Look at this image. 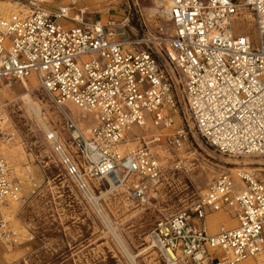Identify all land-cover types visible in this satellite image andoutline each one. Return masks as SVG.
<instances>
[{
    "label": "built area",
    "instance_id": "built-area-1",
    "mask_svg": "<svg viewBox=\"0 0 264 264\" xmlns=\"http://www.w3.org/2000/svg\"><path fill=\"white\" fill-rule=\"evenodd\" d=\"M160 1L167 5L170 25L160 50L164 63L137 48L139 42L117 38L128 24V11L124 19L102 22L90 16L98 12L90 11L86 0H63L0 18V90L33 76L62 110L68 140L54 130L58 143L52 145L46 134L45 139L83 193L97 189L89 181L109 186L112 178L145 203L164 171L154 147L180 149L188 140L186 126L221 154L264 158V0ZM243 9L252 15L255 40L248 31L233 32L232 21L242 18ZM67 104L92 122L74 119ZM180 107L186 126H175ZM7 123L0 115V142L15 139ZM232 169L210 181L188 210L156 222L150 233L165 264H219L220 258L236 264L264 257V171ZM23 181L35 193L29 166ZM22 193L21 181L0 154L3 244L17 242L5 207L20 201ZM219 211L232 214L236 224L211 234L205 216Z\"/></svg>",
    "mask_w": 264,
    "mask_h": 264
},
{
    "label": "rangeland",
    "instance_id": "rangeland-1",
    "mask_svg": "<svg viewBox=\"0 0 264 264\" xmlns=\"http://www.w3.org/2000/svg\"><path fill=\"white\" fill-rule=\"evenodd\" d=\"M62 1L0 0V5H25L29 10L35 6L55 7ZM88 2L89 0H86L87 4ZM121 2L123 5H117V10L111 9L90 16L97 19L103 17V22L111 17L119 21L125 18L128 11L129 21L125 30H120L119 34H124L120 40L139 42L137 48L148 49L160 63H164L160 50L167 45L170 25L158 13L153 15L150 12L151 8L160 7V0ZM124 7L127 10L123 12ZM232 27L235 34L245 30L252 40L257 38L255 26L248 24L245 18L233 20ZM5 90L0 91V106L5 109L3 115L10 120L25 142L23 147L26 154H23L24 159L20 160L21 170L24 172V167L29 166L38 184L35 193H31L22 175L18 177L23 186V193L18 212L14 215L16 225L13 226L20 233L22 244L15 249L17 252L5 256L6 264H130L114 239L107 233L85 194L79 191L74 180L67 176L59 156L46 141L45 132L35 117L27 111L23 96L28 94L32 100L43 106L46 122L66 141L68 138L65 136L62 110L52 103L35 80L30 92L25 90L19 80L12 81L11 86ZM66 111L74 119L81 120L83 125L92 122L90 116L81 119L80 114L72 110L68 104ZM183 114L180 107L175 126H186ZM189 126L191 127V123ZM135 130L138 131L137 128ZM186 130H190L188 140L180 149H167L162 143L154 147L164 171L161 183L150 191L145 203L140 204L132 199L130 189L129 194L123 189H117L107 198L101 199L100 203L108 211L117 232L134 254L150 245L148 235L159 219L178 211L188 210L199 199L210 181L225 171L242 166L244 158L264 160L260 156L235 158L221 154L209 146L192 128L186 126ZM16 157L18 158V155ZM4 158L8 162L11 174L16 176L12 173L11 161ZM235 159L241 161L240 165L230 164V161ZM257 166L245 167L258 168ZM96 183L98 182L95 180L89 181L90 185L96 186L97 189L93 187L91 189L97 195L108 188L105 182H100L99 188ZM221 214L222 220L216 224L212 223L217 230L220 226L231 228L236 224L232 214L228 212ZM207 216L208 214L205 216V223ZM29 236L33 238L27 240ZM136 263L165 264V261L161 251L155 247L138 255Z\"/></svg>",
    "mask_w": 264,
    "mask_h": 264
},
{
    "label": "bare ground",
    "instance_id": "bare-ground-1",
    "mask_svg": "<svg viewBox=\"0 0 264 264\" xmlns=\"http://www.w3.org/2000/svg\"><path fill=\"white\" fill-rule=\"evenodd\" d=\"M119 4V1H108V0H89L88 5L90 6V9L92 12H108L111 9H116V6ZM160 7H154L150 9V12L154 15L156 13H158L161 17L165 18V20L167 19V15H166V9H167V5L164 2L160 1L159 4ZM19 11H29L28 8H26V6H18V5H12L10 4V6H3L0 5V18H5L8 17L10 14L13 13H17ZM242 18H245L248 21V24H253V18L252 15L250 14L249 11H247L246 9L242 10ZM100 20L103 22L104 19L103 17L100 18ZM124 34H118L117 38L121 39V36H123ZM125 43H128L127 41ZM33 78H28V79H22L21 84L23 85V87L25 88V90L27 92L31 91V86L33 84ZM36 81V80H35ZM5 88H7V86H4L0 91H4ZM6 92V90H5ZM25 99V105L27 108V111L33 115L36 119V121L39 123V125L41 126V128L43 129V131L45 132L46 136L48 135L50 137L51 140H49V142L53 145H55V143H58V136H57V132H53L52 129L50 128V126L48 125V123L46 122L45 116H44V112H43V106L39 103L36 102L34 100H32L28 94H25L23 96ZM70 106V108H72V110L76 111L77 113H79V111L76 109V107H74L71 104H68ZM5 109L0 106V115L4 114ZM80 114V113H79ZM4 116V115H3ZM5 117V116H4ZM81 117V115H80ZM7 120V126L9 128V130L13 133L15 139L14 141H7V142H0V154L3 155V157L8 158L11 161V165L13 168L12 173L14 175H16L17 177L20 178V176L22 175L23 177V173L22 172V167L20 164V160L24 159L23 154H26L25 150H24V145L25 142L23 141V138L21 137V134L18 132V130L13 127V124L10 122V120L5 117ZM82 118V117H81ZM82 123V122H81ZM135 142L133 143H129L128 145L130 147H134L135 146ZM161 152V151H159ZM163 153V152H162ZM18 155V158L16 157ZM60 156L63 155V152L59 153ZM239 160L235 159V160H231L230 164H233L235 166L240 165ZM242 165L244 166H254V165H258L257 167L261 170V168L264 166V160L263 159H256L253 160L251 158H244L242 160ZM233 171V169H231ZM262 170L264 171V168H262ZM108 182H109V186L107 189L102 190L100 192V195L95 194L94 192H92L91 187L89 189L84 190V194L87 198V200L89 201V203L91 204V206L93 207L94 211L96 212V214L98 215V217L100 218L101 222L103 223V225L106 228L107 233L114 239V241L116 242L117 246L119 247V249L122 251V253L125 255V257L127 258V260L129 261L130 264H137L136 263V257H138V255L142 254L143 252H145L147 249L149 248H157V244L155 242V240L153 239V237L151 236V233L148 235L149 239H150V245L147 248H144L143 250L139 251L138 253L134 254L132 253L128 247L126 246V244L123 242L122 238L120 237L119 233L117 232V228L115 227L108 211L103 208V206L101 205V199L102 198H107L108 195H110L113 191L117 190V189H123V191L128 192V190L126 189L125 185L123 183H117L116 180H113L112 178H108ZM97 187L98 185H101L100 183H96ZM152 191V190H151ZM19 204L20 201L18 202H9L7 207H5V211L8 215L9 221L11 226L13 227V229L16 231V233L18 234V238H17V244L15 246L13 245H9V244H5V249L9 252H13V250L16 248H19L22 244V242H20L21 237H20V233L15 229V227L13 226L16 225V219L14 217L15 213L18 212V208H19ZM221 212H211L208 214L207 218V222L206 224V228L209 231V233L213 234L215 231H217V227L212 226V223H218L219 221H221ZM166 253H168L170 256L173 257L172 253L168 250ZM163 254V252H162ZM219 264H227V262H225L223 260V258H220L219 260ZM236 264H264V257H257V258H248L244 261L238 262Z\"/></svg>",
    "mask_w": 264,
    "mask_h": 264
},
{
    "label": "crops",
    "instance_id": "crops-1",
    "mask_svg": "<svg viewBox=\"0 0 264 264\" xmlns=\"http://www.w3.org/2000/svg\"><path fill=\"white\" fill-rule=\"evenodd\" d=\"M17 243H14L13 246H15ZM5 244L1 243L0 242V264H6L7 263V259H6V255H8L9 253H15L17 252L15 249L13 250V252H8L6 249H5ZM13 261V260H12Z\"/></svg>",
    "mask_w": 264,
    "mask_h": 264
}]
</instances>
